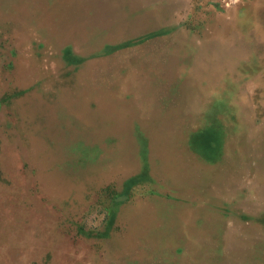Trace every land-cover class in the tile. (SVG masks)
Masks as SVG:
<instances>
[{
	"label": "rangeland",
	"instance_id": "1",
	"mask_svg": "<svg viewBox=\"0 0 264 264\" xmlns=\"http://www.w3.org/2000/svg\"><path fill=\"white\" fill-rule=\"evenodd\" d=\"M0 264H264V0H0Z\"/></svg>",
	"mask_w": 264,
	"mask_h": 264
},
{
	"label": "crops",
	"instance_id": "2",
	"mask_svg": "<svg viewBox=\"0 0 264 264\" xmlns=\"http://www.w3.org/2000/svg\"><path fill=\"white\" fill-rule=\"evenodd\" d=\"M98 99H103L104 101L98 100L99 103V114L96 115L97 118L102 117L103 115L100 114L101 112H106L108 114L107 117H109V120L107 122V125L103 126L102 124L99 125V128H97L96 132H86V134H80L77 136L72 137V139L67 140V142L64 143L63 149L65 151V155L67 153V166H70L71 164H75L77 162V165H79L82 162H87L88 160L93 161L96 157V149L101 145L103 142H107V138L110 141H113L111 139L117 140L122 139V135L134 132L139 133L140 132V116L137 118V121L134 123L132 118H128L129 113L123 111V109L119 105V100L116 97H98ZM130 108V107H129ZM128 110V108H127ZM139 111V110H138ZM125 115L124 119H121V117ZM108 127L109 131H111L108 135L105 134L103 137H99L101 134L99 130H102L103 128ZM99 137V138H98ZM89 138V139H88ZM88 140L87 142H85ZM141 144V149L139 152V157L141 159V168H139L138 173L133 177V181L136 182H154L152 177L149 174L148 170V164H147V150L145 148V140L139 139ZM108 141V142H110ZM143 141V143H142ZM91 143H95L91 144ZM93 147H90V146ZM177 181H181L184 184L188 183V179L185 178V176L181 177V179H178ZM201 231L204 229L206 232H208V229L205 225H202L200 227Z\"/></svg>",
	"mask_w": 264,
	"mask_h": 264
}]
</instances>
